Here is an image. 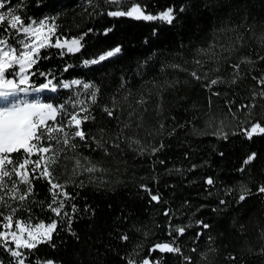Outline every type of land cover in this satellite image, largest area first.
<instances>
[{
	"label": "trees",
	"instance_id": "16d2710c",
	"mask_svg": "<svg viewBox=\"0 0 264 264\" xmlns=\"http://www.w3.org/2000/svg\"><path fill=\"white\" fill-rule=\"evenodd\" d=\"M135 2L145 6L149 14L168 7L178 10L184 6L186 11L178 12L174 23L168 25L109 17L106 12L114 7L103 0H93L92 4L89 0L9 1L10 7H18L27 18H54L61 40L87 33L79 52L43 49L30 73L39 69L51 73L49 78L54 83L78 78L95 85L99 89L96 103L89 101L88 106L96 119L82 127L97 139L103 130L111 153L105 156L100 149L92 151L94 144L77 149V153L92 157L104 169L91 177L88 173L72 177L75 160L65 159V154L54 166L55 175L61 183L67 182L66 191L73 197L66 201L65 208L72 217V231L68 230L67 218L61 220L48 210L50 185L44 179L33 181L34 194L24 204L9 201L20 209L16 216L24 220L30 217L31 223L58 221L52 240L55 247L39 244L31 250L29 259L32 264L37 257L42 261L51 259L55 264H126V259L132 257L137 262L147 258L150 264H184L180 254L150 252L156 243L170 242L177 235L169 234L171 223L188 226L174 246L191 256L195 264H207L202 256L209 246L216 250L210 256L211 264H264V194H254L237 203L241 184L256 193L258 185L264 183V135L254 136L251 141L243 135H231L240 131L241 121L264 123V109L260 107L264 99L256 98L252 115L243 109L236 112L238 119L230 115L225 119L227 101L235 102L231 105L235 110L253 103L252 91H259L252 76L264 74V60L259 59L264 56L260 41L264 35V0H123L122 6ZM238 36L243 40L237 41ZM213 42L234 46L235 50L220 52L217 48L216 61H208L201 69L209 72V79L220 76L230 80L231 65L242 57L255 62L241 64L243 78L237 84L213 86L220 96H212L189 74L197 68L192 63L197 49ZM117 46L121 47L118 56L96 66H83L84 60L98 58ZM218 66V72L211 71ZM46 82L44 77L31 76L33 85ZM88 92L83 93L81 88L61 90L46 99L74 111L71 103L89 99ZM104 107L113 110V117L103 112ZM210 115L216 117L211 126ZM221 119L224 131L229 133L226 140L214 134ZM121 130L125 139L117 150L112 145ZM130 140H139L145 151L141 154L134 150L136 145L128 147ZM161 143L165 147L152 154L151 149ZM252 152L257 153V159L240 172L243 160ZM77 153L67 151L66 155L74 157ZM208 178L215 181L214 185L206 183ZM81 181L83 185L78 186ZM25 187L20 185L21 190ZM228 189L232 190L230 194ZM150 192L159 195V203L151 200ZM221 199L227 204L221 205ZM197 221L209 228L203 229ZM201 232L203 235L196 239ZM124 234L127 241L121 239ZM229 255L236 260H229ZM0 264H14L3 248Z\"/></svg>",
	"mask_w": 264,
	"mask_h": 264
},
{
	"label": "snow or ice",
	"instance_id": "6c2138e0",
	"mask_svg": "<svg viewBox=\"0 0 264 264\" xmlns=\"http://www.w3.org/2000/svg\"><path fill=\"white\" fill-rule=\"evenodd\" d=\"M93 0H89V4H92ZM105 5L113 6L114 10H108L106 12L109 17H129L137 21H160L168 25H172L177 19L178 12L183 13L186 11L184 6H181L178 10L175 7H168L158 14H149L145 10V6L138 2L127 4L123 7V0H103ZM27 21V22H26ZM57 25L54 18H42L39 21L36 19H30L21 14L18 7H13L10 10L6 7V0H0V100L7 101L4 106H0V248H3L12 258L14 264H32L29 259L31 250L36 249L39 244L48 243L50 246L55 247L52 244L53 234L58 228V221L53 219L50 223H37L33 225L31 218L24 220L17 217L16 213L20 209L12 206L9 201H17L20 204H24L30 196L34 194V180L44 179L47 181L51 200L47 203V208L55 217L61 220L67 218L68 230L71 229V215L65 211L66 201L71 200L72 195L66 191V184L61 183L59 178L55 175V167L60 163L61 154H65V159H74L75 165L72 168V177L81 175L83 173L94 174L96 172L104 171L99 166V162H94L92 157L83 156L77 153V149L81 146L90 147L94 144L95 147L92 151L100 149L103 155L107 156L109 152L108 140L105 139L103 130L99 139L91 136L82 125L89 121H94L96 118L91 114L90 106H82L79 110L68 111L67 106L61 104L59 106L53 103H43L39 100H11L9 98H15L19 94L25 96L30 93H41L45 90H49L53 93L58 91V86L63 89H71L73 85H82L83 90L88 92L89 89L93 91L88 92L91 97V103H96V92L99 91L95 85L83 82L81 80H72L70 83H60L49 78L51 73L40 71L36 69L35 72L29 73V70L38 63L41 59V50L48 47H55L56 49H66L67 53L79 52L84 39V35L78 38H64L61 40L56 34ZM107 31H111L108 29ZM107 34V32L105 33ZM56 37L55 42L52 43V38ZM243 36H238L237 41H242ZM260 41L264 44V35L260 37ZM220 52L235 50L234 46L224 47L218 45L216 42L210 44L207 48L197 49L196 57L192 63L197 66L189 74L190 76L201 83L212 96H220L221 92L213 91V86L219 84H228L232 86L237 84L239 79H242L240 73L241 64H254L249 57H242L239 62L232 64L233 69L232 78L225 80L223 77L217 76L209 79V72L201 71L204 65L208 61H216ZM121 52L119 46L114 49L108 50L106 53L101 54L98 58L86 59L83 61L85 66L96 65L102 61L107 60L110 57H114ZM207 57V60L200 59V57ZM46 58V57H45ZM260 60H264V56L259 57ZM18 66V68H17ZM172 67H180L179 65H172ZM219 66L211 71L218 72ZM67 71V68L64 69ZM17 75L19 76L17 80ZM39 75L44 77L47 82L40 85H33L30 83V76ZM252 79L256 81L259 86V91L253 89L252 101L249 105H240L235 110L231 106L234 101H227L228 111L225 115V119L230 115L232 119H238L236 112L248 109V115H252L251 109L255 108V100L257 97L264 99V74L260 76H252ZM207 81V83H205ZM84 105L83 101L79 102ZM211 98H209V106L211 107ZM76 109V104L71 106ZM264 109V105H260ZM103 112L107 113L108 117H113V110L104 107ZM216 117L209 116V125L215 121ZM245 124L247 126H245ZM127 127V125L125 126ZM164 126L161 125V128ZM240 131H233L231 135H243L248 140H252L254 136L264 135V123L261 121H241L238 125ZM221 139H227L228 132L224 131V120L221 119L219 127L214 133ZM78 138V139H77ZM123 130L116 133V141L113 143V147L117 150L121 149V143L124 141ZM83 142V145L81 144ZM136 145L135 151L141 154L145 151L144 147L140 145L139 140H130L128 147ZM165 145L161 143L158 147L151 149L152 154L159 152ZM72 151L77 153L74 157H67L66 152ZM16 154V155H13ZM35 156L36 159L32 157ZM257 159V153H250L244 160L242 167L238 169L240 172H244L248 165H251L253 161ZM163 163V161H161ZM71 180V177L69 178ZM75 183L74 180H71ZM208 185H214L215 181L212 178L206 180ZM25 185L24 190H21L20 185ZM83 182H80L82 186ZM145 191L148 189L145 187ZM231 189H228V194L231 193ZM151 200L157 203L160 202L158 194L149 193ZM264 194V183L258 185L256 193H253L251 188L247 184H241L239 188V195L237 203L245 201L252 195ZM264 199V197H262ZM221 205H226L227 202L223 199L219 201ZM8 209L4 212L3 209ZM218 211L219 209H213ZM77 211L73 205L72 212ZM165 216L169 213L165 211ZM198 225H201L203 229L209 228V225L203 221H197ZM169 234L176 233L173 236V240L170 242L156 243L150 252L158 250L161 253H176L180 254L184 264H195L191 256L183 254L181 248L177 245L174 246L178 236H183L187 230V225H172L169 224ZM73 236H76L75 232H72ZM203 233H197L196 239H199ZM264 236V233H262ZM79 239V237H77ZM121 239L127 241L129 238L126 234L121 236ZM212 238L209 237L211 242ZM14 245V247L12 246ZM22 249L29 250L28 253L22 251ZM196 251V249H193ZM215 249L209 246L208 250L203 253L202 258L211 264L210 256L215 253ZM229 260L235 261L236 257L229 255ZM35 264H55L51 259L42 261L39 257L36 258ZM126 264H150L149 259L144 258L137 262L132 257L126 259Z\"/></svg>",
	"mask_w": 264,
	"mask_h": 264
},
{
	"label": "rangeland",
	"instance_id": "374dc122",
	"mask_svg": "<svg viewBox=\"0 0 264 264\" xmlns=\"http://www.w3.org/2000/svg\"><path fill=\"white\" fill-rule=\"evenodd\" d=\"M9 1L10 0H6V7H7V9L8 10H10L12 7H10L9 6ZM49 20H50V22H51V19L49 18ZM43 50V49H42ZM41 50V51H42ZM120 54V53H119ZM118 55V54H117ZM116 55V56H117ZM115 57V56H114ZM110 58H113V57H110ZM110 58H108V59H110ZM107 59V60H108ZM106 61V60H105ZM104 61H102L101 63H103ZM101 63H99V64H101ZM99 64H96V65H99ZM96 65H88V66H85V65H83L85 68H88V67H91V66H96ZM17 68H18V66H17ZM31 70V69H30ZM30 70H29V73H30ZM17 80H18V78H19V76L17 75ZM73 80H81V79H78V78H75V79H73ZM72 80H70V81H65L64 83H70ZM82 81V80H81ZM30 83H31V76H30ZM78 88H81V90H82V92L84 93L85 92V90H83V88H82V85H79V86H77V85H73L72 86V88L71 89H67V90H72V89H78ZM58 91H59V88H58ZM57 91V92H58ZM43 92H50V94H53V95H56L57 94V92H55V93H53V92H51V91H49V90H45V91H43ZM43 92H41V93H43ZM40 94V93H39ZM19 95H24V94H19ZM37 96H39L38 95V93H30L28 96H27V98L25 97V98H20L19 96H17V97H15V98H9V101H11V100H19V99H27V100H39V101H41V102H43L42 100H40L41 99V97H40V99H38V98H36ZM80 101H83L84 102V105H81L79 102ZM91 102V97L89 98V99H80V100H78L77 102H75V103H71L72 105L73 104H76V109L75 110H79V108L80 107H82V106H88V102ZM6 103H8L7 101H2V100H0V106H4ZM43 103H45V102H43ZM33 225H35L34 223H32ZM46 224V223H45Z\"/></svg>",
	"mask_w": 264,
	"mask_h": 264
}]
</instances>
